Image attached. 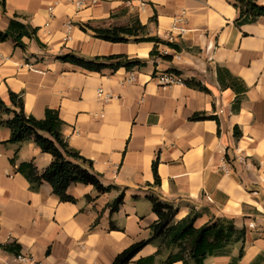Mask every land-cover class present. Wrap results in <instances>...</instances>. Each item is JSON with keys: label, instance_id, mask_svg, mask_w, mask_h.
I'll return each mask as SVG.
<instances>
[{"label": "crops", "instance_id": "0c3cea01", "mask_svg": "<svg viewBox=\"0 0 264 264\" xmlns=\"http://www.w3.org/2000/svg\"><path fill=\"white\" fill-rule=\"evenodd\" d=\"M181 11L188 31L167 42ZM14 16L37 30L42 46L25 38L23 51L0 42V99L9 105L8 93L19 94L25 114L38 120L47 108L56 110L68 145L114 189L98 194L90 185H70L74 203L61 202L47 183L32 191L17 165L32 161L41 172L52 158L31 140L7 143L10 130L0 125V245L20 246L17 256L0 248V264H111L150 237L157 221L150 197L176 209L175 223L195 213V228L230 218L245 231L243 244L205 264H264V17L237 26L230 0H95L81 9L74 0H5L0 31ZM131 21L132 34L124 27ZM86 26L122 27L127 41L96 39ZM66 52L125 55L143 64L93 72L56 60ZM131 72L135 82L128 84ZM162 72L205 90L160 87L155 76ZM194 114L204 118L192 120ZM224 159L229 176L219 169ZM121 194L111 214L108 205ZM157 246L147 244L133 260L154 255Z\"/></svg>", "mask_w": 264, "mask_h": 264}, {"label": "trees", "instance_id": "16d2710c", "mask_svg": "<svg viewBox=\"0 0 264 264\" xmlns=\"http://www.w3.org/2000/svg\"><path fill=\"white\" fill-rule=\"evenodd\" d=\"M238 12L235 21L237 26L255 22L264 17V5L257 0H230ZM0 11L5 14V0H0ZM17 16L9 20L6 30L0 31V42L11 41L14 47L26 50L23 39L35 40L37 30L20 22ZM143 29V28H142ZM96 39L111 43H124L127 41V32L122 27L111 29H95L85 27ZM134 36L136 34H133ZM143 35V34H142ZM151 40V38H139V41ZM56 60L81 67L87 71L99 72L109 68L117 70L124 68L129 71L141 66L142 61L125 55L108 57L83 58L73 52H66L57 56ZM185 85H193L197 89H205L198 83L184 81ZM9 105L0 99V125L10 130L7 143L20 144L31 140L43 153L51 156L50 164L41 172L37 171L33 162H22L16 167L28 182L32 191H37L40 185L47 183L52 193L61 201L74 203L73 197L67 194L70 185H90L98 194H104L114 189L113 186H103L99 176L93 171L92 163L72 149L61 133L63 122L56 110L46 109L44 118L35 119L25 114L23 101L19 94L8 93ZM2 115H11L7 121L1 119ZM201 114H194L192 120H200ZM44 134L45 136H43ZM16 155L11 159L15 165ZM155 185L159 184L156 173V162L152 165ZM152 211L157 216V221L151 226V234L147 240L135 243L116 256L111 264H205V261L215 255L225 253L226 249L234 243H244L245 231L238 230L230 218H218L209 220L199 228L194 227L197 214L192 213L184 219L174 222L176 209L163 202L158 197H150ZM123 195L114 199L108 208L110 213L118 210L122 204ZM158 241L157 251L154 255L133 260L137 253L147 244ZM0 248L10 254L19 255L20 246L11 243L0 245ZM243 253V248L239 256Z\"/></svg>", "mask_w": 264, "mask_h": 264}, {"label": "built area", "instance_id": "2783aa9c", "mask_svg": "<svg viewBox=\"0 0 264 264\" xmlns=\"http://www.w3.org/2000/svg\"><path fill=\"white\" fill-rule=\"evenodd\" d=\"M91 3H95V0H74V4L78 9H81L83 7H85L87 5L88 2ZM145 3L141 2L140 3V7H144ZM69 30V26L67 27ZM188 31V20L186 17V14L184 11H181L179 14H176L170 24V28L168 30V32L166 33V41L167 42H173L177 37H181L183 36L186 32ZM164 55L168 54V51L165 50L163 52ZM155 80L158 83V86L160 87H166V86H171V85H175V84H184V81L170 73V72H162L159 73L155 76ZM126 83L128 84H133L135 82V75L134 73H129V75L125 78L124 80ZM97 94L99 96L102 95V91L101 90H97ZM110 96H105L104 99L108 100L110 99ZM239 162H245V159L242 157L238 158ZM219 169L223 172L224 175L229 176L231 174V165L228 162V160L224 159L221 162V165L219 166ZM251 227L253 226L252 224L250 225Z\"/></svg>", "mask_w": 264, "mask_h": 264}, {"label": "rangeland", "instance_id": "374dc122", "mask_svg": "<svg viewBox=\"0 0 264 264\" xmlns=\"http://www.w3.org/2000/svg\"><path fill=\"white\" fill-rule=\"evenodd\" d=\"M126 29H128V31H130V33L132 34L134 30V28L136 27V23L131 21L129 22L127 25L124 26Z\"/></svg>", "mask_w": 264, "mask_h": 264}]
</instances>
